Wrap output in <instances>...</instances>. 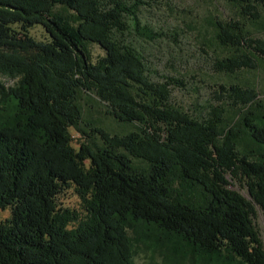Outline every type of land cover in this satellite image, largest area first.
Masks as SVG:
<instances>
[{"label":"trees","instance_id":"obj_1","mask_svg":"<svg viewBox=\"0 0 264 264\" xmlns=\"http://www.w3.org/2000/svg\"><path fill=\"white\" fill-rule=\"evenodd\" d=\"M250 20L264 0H228ZM130 0H0V264H136V243L169 264H264L256 219L264 215V101L255 87L220 84L197 114L172 102L179 79H152L129 40L141 26ZM71 13V14H68ZM48 33L37 40L30 29ZM233 50L214 68L257 70L264 37L239 19L217 20ZM105 55L93 60L90 44ZM140 126L126 134L91 127L100 146L73 147L80 91ZM229 108L240 121L227 122ZM89 135L88 137L91 138ZM142 162L144 166L137 164ZM74 190L83 215L62 207Z\"/></svg>","mask_w":264,"mask_h":264},{"label":"rangeland","instance_id":"obj_2","mask_svg":"<svg viewBox=\"0 0 264 264\" xmlns=\"http://www.w3.org/2000/svg\"><path fill=\"white\" fill-rule=\"evenodd\" d=\"M140 3L138 19L141 26H147L154 33V39L133 31L129 40L143 54L153 80L164 82L167 77L179 79L182 86L174 87L172 102L186 111L197 114L207 111L210 103L217 104L215 91L220 84H241L255 87L264 101V62L257 70H241L236 74L218 72L214 68L216 58L231 55L233 50L220 44L217 39L216 21L239 19L246 30L256 38L264 37V10L262 19L250 20L243 16L240 7L228 0H130ZM71 14V13H68ZM37 40H46L48 33L41 25L30 29ZM93 60L105 55L95 43L90 44ZM6 87L15 84V79L0 75ZM78 101L82 107L83 120L78 127L71 128L73 147L91 143L100 146L101 140L91 127H103L113 134H126L136 130L138 123H122L108 113L106 104L94 93L80 91ZM240 121L237 111L229 108L227 122L232 125ZM91 136L89 138L88 136ZM140 166L145 165L137 161ZM62 207L83 215L81 201L74 190H68L60 197ZM10 209L0 210V219L10 217ZM264 243V215L256 219ZM136 264H169L167 254L154 246L136 243ZM181 264H190L189 262Z\"/></svg>","mask_w":264,"mask_h":264}]
</instances>
